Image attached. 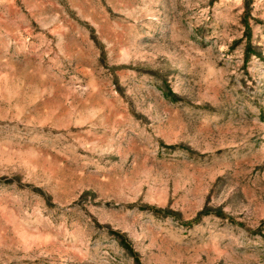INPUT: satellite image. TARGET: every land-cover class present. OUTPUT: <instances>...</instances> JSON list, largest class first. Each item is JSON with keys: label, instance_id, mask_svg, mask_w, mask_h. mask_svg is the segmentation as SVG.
I'll return each instance as SVG.
<instances>
[{"label": "rangeland", "instance_id": "rangeland-1", "mask_svg": "<svg viewBox=\"0 0 264 264\" xmlns=\"http://www.w3.org/2000/svg\"><path fill=\"white\" fill-rule=\"evenodd\" d=\"M0 264H264V0H0Z\"/></svg>", "mask_w": 264, "mask_h": 264}]
</instances>
